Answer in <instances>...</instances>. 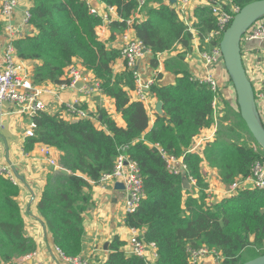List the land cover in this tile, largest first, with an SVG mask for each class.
<instances>
[{
	"label": "trees",
	"instance_id": "16d2710c",
	"mask_svg": "<svg viewBox=\"0 0 264 264\" xmlns=\"http://www.w3.org/2000/svg\"><path fill=\"white\" fill-rule=\"evenodd\" d=\"M96 1L115 8L120 18L109 25L111 40L114 33L121 35L125 31L126 21L135 13H144L143 20L134 19L131 29L150 51L152 67L157 66L158 54L170 52L177 45L185 52L192 50L189 28L210 49L218 45V39L212 36L216 19L211 7L216 0H205L207 6L196 7L190 26L164 0H145L141 8L137 0ZM253 1L257 0H227L240 9ZM27 2V24L36 34L21 36L13 47L20 60L37 62L30 75L32 84H65V70L76 62L100 82L101 94L113 100L125 123L124 128L118 127L100 103L94 120L65 121L60 112H40L32 117L34 137H27L25 152L40 144L60 153L61 169L47 176L37 205L42 225L51 234L54 246L66 257L81 255L84 214L92 207V183L112 171L118 150L125 147L126 155L139 169L143 198L133 213L126 214L124 224L130 229L144 230V242L153 243L157 250L155 264H190V251L201 247L218 253V264H242L264 255V190L240 188L220 202H206L208 185L201 169L204 161L217 170L221 183L230 186L250 175L253 164L264 158V152L240 118L236 100L231 105L207 84L197 81L179 62L182 55H178L177 59L165 62V69L176 76L174 83L160 84L157 80L148 91L150 99L162 103L163 112L161 116L155 114L149 127L144 104L132 100L130 95L135 89L133 72H113L112 66L121 51L108 48L97 37L96 30L103 20L90 12V1ZM225 8L228 10V6ZM3 32L0 23V35ZM221 108L225 109L222 121H230L232 126L227 127V132H216L215 140L206 146L202 157L188 152L200 131L214 124ZM245 136L250 143L244 140ZM156 146L169 156L183 157L184 176L168 173ZM182 177L195 181L192 192L183 189ZM18 194V186L0 175V261L5 264H12L13 259L36 249L33 240L25 235L16 201ZM125 245L114 237L104 264H145L140 257L127 256Z\"/></svg>",
	"mask_w": 264,
	"mask_h": 264
},
{
	"label": "crops",
	"instance_id": "0c3cea01",
	"mask_svg": "<svg viewBox=\"0 0 264 264\" xmlns=\"http://www.w3.org/2000/svg\"><path fill=\"white\" fill-rule=\"evenodd\" d=\"M3 1L4 0H0V8ZM187 1L186 22H189L191 25L193 10L196 7L207 6V3L205 0ZM164 2L172 6L175 10L179 5V0H164ZM90 3L91 7L95 9L102 18H106V21L102 19L103 24L96 30L97 37L100 41L106 43L108 48L120 51L123 46L121 35L114 33L115 38L111 40L109 30L111 22L120 21L116 10H109L107 6L94 0H90ZM27 9V0H20L18 7L13 10L8 19L0 18V23L3 24V27L7 23L11 25L15 39L23 35L34 36L36 34L35 30L24 22V13ZM177 13L185 22L183 18L185 16L178 11ZM134 18L137 21H141L144 19V13H137ZM190 32L193 36L192 50L190 52H185L180 45H177L170 52L157 55L156 67H152L150 64L151 56L140 59L137 62L136 68L138 72H140L139 74L142 79L147 80L155 76V83L158 80L160 84H173L176 76L165 69V62L177 59L178 55H182V59L179 60V62L192 76L197 78L204 75L205 68L199 54L201 52H210L212 49L209 48L208 43H200L194 29L190 28ZM129 35L135 37L131 28L129 30ZM8 36L6 32L0 35V63L2 61L4 47L8 42ZM241 55L247 77L255 91L257 110L264 126V40L241 41ZM17 61L24 66L25 70L30 75L33 67L37 64V62H25L19 58ZM73 63L79 65L76 62ZM112 69L114 73H120L125 69L124 61L119 58L113 64ZM211 75L219 85L220 95L223 96L227 102H232L231 83L224 69L223 62L211 69ZM47 87L52 89L50 95L43 97L47 105V113L54 114L60 112L63 120L73 122L77 119L66 111V105L74 104L80 109H85V111L91 115V120H94L96 107L98 103H100L101 106L103 105L102 108L108 112L118 127H125L121 115L115 110L113 100L109 97L102 95L96 98L99 99V102L94 100V98H85L80 92L82 84L77 87L74 86V88L66 87L64 89L53 85ZM130 95L132 100L139 101L133 91ZM156 103L157 100L150 98L147 102L143 103L149 115V127H152L155 119L156 113L154 108ZM224 112L225 109L221 108V112H219L220 118H222ZM34 115L35 114L28 115L21 113L18 108L8 103L0 104V143L3 148V164L12 167V173L15 179L14 184L19 188L16 201L24 221L25 235L32 239L36 245L34 252L13 259L12 264H68L62 261L54 252L52 236L43 227L37 209L42 191L46 185L47 176L57 170H54V168L48 164L47 159L41 154L40 148L44 145L36 144L29 152H25L24 150L25 143L28 139L25 137V131L32 123V117ZM218 122L219 121L209 128L202 129L195 139L209 137L210 139L207 143H210L211 140L214 141ZM95 126L100 128V124L96 121ZM207 143H202L201 147L205 149ZM203 153L204 152L199 154L200 157L203 156ZM59 155L60 153L51 147V157L56 162H58ZM13 168L17 172V175L14 174ZM201 169L204 180L208 185L207 195L210 197V200L207 201L208 204L220 202L222 199L228 197L227 189L229 186L221 183L217 170L209 167L205 161L202 163ZM117 183L120 182H115L107 186L106 190L92 185V207L84 214V237L81 251V256L88 258V264L105 263L109 254V244L114 237H118L126 244L130 239V228L126 227L124 224L126 194L124 188L122 190L120 187H116L115 184ZM241 188H252V183L250 181H245L241 185ZM189 189H192L191 185ZM196 196L197 195H195V197ZM123 250L125 252L127 251L126 245ZM0 264L5 263L0 261ZM204 264H212V258L208 257L205 259Z\"/></svg>",
	"mask_w": 264,
	"mask_h": 264
},
{
	"label": "built area",
	"instance_id": "2783aa9c",
	"mask_svg": "<svg viewBox=\"0 0 264 264\" xmlns=\"http://www.w3.org/2000/svg\"><path fill=\"white\" fill-rule=\"evenodd\" d=\"M137 1L139 3V8H141L145 0ZM19 2L20 0H4L0 8V18L8 19L13 10L18 7ZM187 4V0H179V5L176 10L185 16V24L190 26L189 22H186ZM227 6L228 10L225 8ZM107 9L115 10V8L111 7H107ZM239 9L240 8L229 4L227 0H216L215 4L211 7L212 15L216 19V29L212 33V36L218 39V45L213 47L210 52H201L199 54V57L204 64L205 74L195 79L202 84H207L213 93H216V95H220V88L215 78L211 75V69H213L217 64L223 62L219 50V42L224 31L230 25L233 16L239 11ZM90 12L98 15V12L92 7L90 8ZM137 12H139V10ZM134 16L126 21V26L128 27L121 34L123 46L120 50V58L125 63V69L131 70L133 72V78L135 81V89L133 92L136 94L139 101L145 103L149 100L148 91L150 90V87L155 84V76L148 78L147 80H143L136 68L137 62L142 58L149 57L151 53L148 49H146L141 41L129 35V30L132 28L131 26L135 19ZM28 19L29 13L26 10L24 13V22L27 23ZM102 19L106 21L105 17ZM4 29L9 36L8 42L4 47L2 61L0 63V104H11L18 108L21 113L28 115L47 112V105L45 104L43 97L50 95L52 93V89L47 86L39 87L32 84L30 74L25 70L24 66L17 61L18 58L13 47V42L16 39L15 36H13L11 25L7 23L4 26ZM252 40H264V17L256 21L246 31L242 38V42ZM205 41L207 42L208 39H205ZM63 78L67 79L68 82L60 85L59 87L61 89L66 87L74 88L75 84H82L80 92L83 97L94 98L102 96L100 82L80 65L72 63L65 70V76H63ZM230 87L233 89L232 84ZM233 94L235 99V93ZM217 100V97H215L213 103L214 107H216L215 102ZM66 107V111L70 115L74 116V118L77 120L85 118L91 119L90 114H88L85 110L78 108L74 104L66 105ZM101 107H103V105ZM217 114L219 113L217 112ZM217 114L214 118V124L217 123ZM34 129L35 125L31 123L25 131V137H34ZM209 139V137H201L198 139L194 138L193 144L191 145L188 152H196L198 154L204 152V147L202 148L201 144L207 143ZM211 142L212 140L210 143ZM208 144L209 143L206 145ZM156 149L164 160L169 174L175 176H184L186 172V166L183 163V157L175 158L173 156H169L158 146H156ZM40 152L47 159L48 164L54 168V170L61 169L58 162H56L51 157V147L42 146L40 148ZM0 175L14 183L15 179L12 173V167L3 164V148L1 143ZM245 181H250L252 183V188L264 190V158H261L253 164L250 175L244 179L237 180L228 187L227 196L235 194ZM115 182H120L124 185V191L126 194V202L124 207L125 216L128 213H133L138 208L141 199L143 198V181L136 163L129 159V157L126 155L125 147H122L118 150V155L112 171L102 174L99 181L95 184L92 183V185L106 190L107 186H110ZM188 182L192 186L195 185V181L191 178L188 179ZM205 192L207 194L208 190ZM206 199L209 201L210 197L207 195ZM143 235V229H130V239L126 244L127 251L125 254L127 256L140 257L144 260L145 264H155V261L157 260L156 247L153 243H145ZM53 248L54 252L59 256V258L68 264H88V258L82 257L81 255L72 258L66 257L57 247L54 246ZM208 257L212 258V264H218L220 261V255L214 250L201 247L190 251L189 263L204 264L205 259Z\"/></svg>",
	"mask_w": 264,
	"mask_h": 264
},
{
	"label": "water",
	"instance_id": "95a60500",
	"mask_svg": "<svg viewBox=\"0 0 264 264\" xmlns=\"http://www.w3.org/2000/svg\"><path fill=\"white\" fill-rule=\"evenodd\" d=\"M262 17H264V0L253 1L239 9L220 39L219 50L224 69L234 89L240 118L255 144L264 152V126L257 110L253 86L247 77L241 55V41L244 34ZM78 85L80 84H75V87ZM154 111L160 116L163 115L160 101H157ZM13 172L17 175L14 168ZM115 185L122 190L124 188L121 183ZM182 186L183 189L189 190L190 184L185 177H182ZM242 264H264V255Z\"/></svg>",
	"mask_w": 264,
	"mask_h": 264
},
{
	"label": "rangeland",
	"instance_id": "374dc122",
	"mask_svg": "<svg viewBox=\"0 0 264 264\" xmlns=\"http://www.w3.org/2000/svg\"><path fill=\"white\" fill-rule=\"evenodd\" d=\"M184 19H185V17H183ZM140 73V72H139ZM229 82H230V80H229ZM231 83V82H230ZM231 90H232V93H231V98H232V102L231 101H229L228 103L229 104H231V105H234V91H233V89L231 88ZM229 99H230V97H229ZM217 121H219L218 122V127H217V131L218 130H222V131H224V132H227V127H231L232 126V123L230 122V121H222V119L219 117V114H218V116H217ZM222 126V127H221ZM244 136V135H243ZM244 140L246 141V142H248V143H250L249 141H248V138L245 136L244 137ZM243 140V141H244ZM192 186V185H191ZM228 190V189H227ZM193 190L191 189V192H192ZM207 202V201H206ZM208 203V202H207Z\"/></svg>",
	"mask_w": 264,
	"mask_h": 264
}]
</instances>
